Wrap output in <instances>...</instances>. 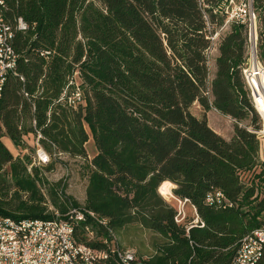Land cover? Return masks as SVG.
<instances>
[{
    "label": "trees",
    "instance_id": "obj_1",
    "mask_svg": "<svg viewBox=\"0 0 264 264\" xmlns=\"http://www.w3.org/2000/svg\"><path fill=\"white\" fill-rule=\"evenodd\" d=\"M227 2L10 3L7 16H21L33 28L15 38L24 81L9 77L0 98V179H11L10 188H1L10 197H0V215L52 218L38 185V168L29 173L2 138L19 146L27 136L33 140L34 117L47 151L52 142L58 150L84 158L86 124L97 152L89 164L84 207L106 218L108 226L88 220L77 228L78 240L87 242L85 230L90 228L97 238L114 243L111 231L119 234L137 223L160 237L144 264H231L240 239L264 225V158L244 76L247 23L231 19L216 45L212 40L228 20ZM251 4L260 28V62L255 66L264 72V0ZM43 48L54 49V55L45 60L36 52ZM75 68L85 88V106L52 104ZM23 91L35 97L28 101ZM195 103L202 110L199 118L191 111ZM214 118L230 119L228 136L211 125ZM165 181L174 185L172 193ZM216 191L231 206L206 204V197ZM160 194L177 197V202L187 199L204 226L186 228L189 220L177 223L176 209ZM64 199L68 204L60 203L61 212L69 204L80 205L68 195ZM88 244L107 251L97 264H121L108 244ZM255 264H264V249Z\"/></svg>",
    "mask_w": 264,
    "mask_h": 264
},
{
    "label": "built area",
    "instance_id": "obj_2",
    "mask_svg": "<svg viewBox=\"0 0 264 264\" xmlns=\"http://www.w3.org/2000/svg\"><path fill=\"white\" fill-rule=\"evenodd\" d=\"M16 2L18 0H0V98L2 97L5 82L9 77H18L22 82L24 81V77L18 72V62L21 54L15 48V38L19 33L26 34L33 28V25L29 24L21 16H15L12 19L7 16L10 3ZM249 5L251 6V1H249ZM242 12L246 14V10L243 9ZM252 16H254L253 12ZM253 31L254 21L250 25V33ZM214 39L215 36L212 37V40ZM36 52L45 58V60H48L54 55L55 50L43 48L36 50ZM253 52L257 58L255 41H251V55ZM244 76L252 102L256 107L253 87L245 72ZM23 95L28 101H31L33 96L24 91ZM52 104L77 109L85 106L86 97L79 85L70 79ZM34 110L35 105L32 103V112ZM31 126L35 130V136L32 140L35 146V153L31 165L26 166L29 173H32L33 167L42 168L49 165L53 159L63 160L67 156L82 158L58 150L52 142H50L51 152L47 151L42 146V140L45 138L37 130L36 119L34 117L31 120ZM258 133L260 134L262 131ZM22 142L24 141L22 140ZM89 157L86 155L84 159L91 165V158ZM186 204H189L193 211V215L187 222L186 228L191 226L203 227L204 222L197 215L196 208L187 199ZM206 204H213L223 208L231 206V203L224 197L221 191L209 194L206 197ZM81 211L94 212L82 205L74 206L69 204L64 212H51L52 218L50 219H17L3 215V222H0V260H2V264H97L95 263V258H93V250L95 248L88 244V241H93L91 235L85 231L87 242L78 240L76 235V231L82 225V223H77V216ZM96 216L98 224H101L104 228V224L108 220L100 217L97 213ZM183 218H185V210L181 213V217H175V221L180 223ZM16 227H26L27 237L16 235ZM108 240L110 239L108 238ZM108 240L104 239V243L109 245L111 253L115 255L117 260H120L121 264H144L143 259L138 257L137 254L126 255V253L121 252L119 245L111 243ZM263 249L264 225L250 231L240 239L231 264H255L261 257ZM106 256L107 251L102 248V257Z\"/></svg>",
    "mask_w": 264,
    "mask_h": 264
},
{
    "label": "rangeland",
    "instance_id": "obj_3",
    "mask_svg": "<svg viewBox=\"0 0 264 264\" xmlns=\"http://www.w3.org/2000/svg\"><path fill=\"white\" fill-rule=\"evenodd\" d=\"M87 1H91V0H87ZM249 1L251 0L240 1V2L235 0L234 1L228 0L227 7H225V9L228 12V18H227L228 20L224 23L222 29L217 30L218 34L217 32L214 34L215 39L213 40V44L216 45V43L218 42L217 35H221L227 32V30L229 29V22H228L229 20L239 17V18H243V20L247 23L248 40H247V49H246V63L244 69H246L245 73L247 75V72L250 68L249 66L252 67L251 68L252 70H249V78L252 83L251 85H253L252 87L254 88L253 89L254 98L256 100L257 108L254 105L253 106L256 110L258 122L260 125V130L258 132L262 131V133L260 134L258 133V135L261 139V145H260V150L262 152L261 156L264 157V73L263 70L261 69L257 70L255 66L258 57L257 58L255 57L254 52L251 55V41L252 42L255 41L257 47L260 28H259L257 13L253 11L252 4L251 6L249 5ZM95 4L100 6L98 1H96ZM243 9L246 10V14H243L242 12ZM252 12L254 16H252ZM253 21H254V31L250 33V25H252ZM255 70H257V73H255ZM70 79H72L74 83L79 85L82 92H85L84 86L81 85V79L79 77L77 68H75V72L72 73ZM258 101L261 106L258 104ZM191 111L198 118L201 117L202 115V110L198 103H195L192 106ZM213 115L214 114H210L209 117L213 118L214 117ZM210 123L222 135L228 136L232 131L233 126L229 118H226V120H221V119L219 120L214 118L211 119ZM244 123H247V121H244ZM84 127L88 134V141L85 143V150H86V154L90 156L89 158L92 159L94 154H96L97 150L93 143L89 127L86 124L84 125ZM2 141L5 144V146L8 148V150L12 153L14 158L23 159L24 162L26 163V166L31 165L35 153V146L33 144L31 137L28 136L25 137L23 145L20 146L14 144L6 137H3ZM8 170L9 169L5 167V171L8 172ZM38 170H39L38 175L42 177V182H38V185L43 193L44 201H45L44 203L46 204L48 211L50 213L53 211L61 212L59 207L61 202L64 203L63 205L65 206L66 204H68V201H65L64 199V195L70 196L72 199H75L80 205L84 206L83 200L85 199V195H86L85 191H86V186L88 183V175H89V163L84 158H78V157L73 158L67 156L63 160L53 159L49 165L42 168H38ZM4 179H5L4 182L3 180L0 179V183H1L0 197L3 200L6 199L8 200L10 194L5 195V192L4 191L2 192L1 188H5L6 186L10 188L11 179L9 175H5ZM163 184L171 192L170 188H172L173 184L169 181H165ZM262 186L264 187V182H262ZM9 193H10V189H9ZM161 196L168 204L172 205L176 209L177 212L175 217H181V213H183V211L185 210V218H183L182 222L180 223H184V221L186 222L191 219L193 215L192 214L193 211L189 204H186V202L183 203V201L181 200L182 204L179 206L176 200L177 197L174 196L175 198H173V197H165L163 195ZM54 201H56V204L54 203ZM66 209L64 211H66ZM111 233L115 242L117 241L116 244L119 245V247L121 248V251L133 250L138 255V257L142 259H146L154 253V248H155L154 244L157 240H160V237L156 233L141 227L137 223H132L124 226L119 234L118 232H116L115 234L114 231H111ZM95 238H97L96 235ZM97 239L98 240L95 241H104V239L101 238H97Z\"/></svg>",
    "mask_w": 264,
    "mask_h": 264
},
{
    "label": "bare ground",
    "instance_id": "obj_4",
    "mask_svg": "<svg viewBox=\"0 0 264 264\" xmlns=\"http://www.w3.org/2000/svg\"><path fill=\"white\" fill-rule=\"evenodd\" d=\"M255 73H257V70H255ZM186 202V200L183 201V203ZM179 206L182 204L181 201H178ZM178 206V207H179ZM93 221L94 223L98 224L97 221V216L94 212L91 211H81L80 214H78L77 216V223H84L87 221ZM0 222H3V216L0 215ZM101 225V224H99ZM105 227H107V222H105L104 224ZM89 235H91V237L93 238V241L98 240L97 238H95V234L93 232L92 229L90 228H86L85 230ZM16 235H19V237H27V230L26 227H16ZM114 243L116 244L114 238H113ZM104 242V241H102ZM117 245V244H116ZM122 253H126V255H136V253L133 250H125V251H121ZM93 258H95V263H97L98 260H100L102 257V250H98V249H94L93 250ZM0 264H2V260H0Z\"/></svg>",
    "mask_w": 264,
    "mask_h": 264
},
{
    "label": "crops",
    "instance_id": "obj_5",
    "mask_svg": "<svg viewBox=\"0 0 264 264\" xmlns=\"http://www.w3.org/2000/svg\"><path fill=\"white\" fill-rule=\"evenodd\" d=\"M263 73H264V72H263ZM213 112H216V111L213 110ZM94 155H95V154H94ZM263 158H264V157H263ZM172 187H174V185H172ZM170 190H171V188H170ZM83 201L85 202V199H84Z\"/></svg>",
    "mask_w": 264,
    "mask_h": 264
}]
</instances>
